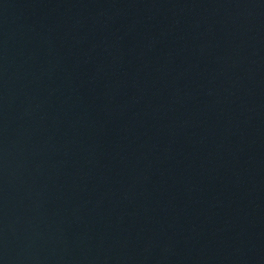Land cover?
<instances>
[{
  "label": "water",
  "instance_id": "1",
  "mask_svg": "<svg viewBox=\"0 0 264 264\" xmlns=\"http://www.w3.org/2000/svg\"><path fill=\"white\" fill-rule=\"evenodd\" d=\"M0 264H264V0H0Z\"/></svg>",
  "mask_w": 264,
  "mask_h": 264
}]
</instances>
